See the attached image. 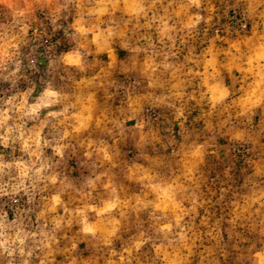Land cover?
<instances>
[{"label":"clouds","instance_id":"1","mask_svg":"<svg viewBox=\"0 0 264 264\" xmlns=\"http://www.w3.org/2000/svg\"><path fill=\"white\" fill-rule=\"evenodd\" d=\"M0 264H264V0H0Z\"/></svg>","mask_w":264,"mask_h":264}]
</instances>
